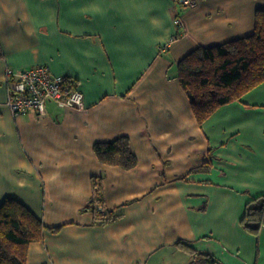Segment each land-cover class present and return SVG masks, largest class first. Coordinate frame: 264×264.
<instances>
[{
	"label": "crops",
	"instance_id": "1",
	"mask_svg": "<svg viewBox=\"0 0 264 264\" xmlns=\"http://www.w3.org/2000/svg\"><path fill=\"white\" fill-rule=\"evenodd\" d=\"M264 0H0V205L17 200L47 228L27 264H189L182 242L220 264H264V228L241 226L264 195V83L200 125L178 77L199 47L251 36ZM49 66L87 108L15 118L8 70ZM130 140L138 163H101L96 143ZM94 179L106 227L85 211Z\"/></svg>",
	"mask_w": 264,
	"mask_h": 264
},
{
	"label": "trees",
	"instance_id": "2",
	"mask_svg": "<svg viewBox=\"0 0 264 264\" xmlns=\"http://www.w3.org/2000/svg\"><path fill=\"white\" fill-rule=\"evenodd\" d=\"M178 77L186 92L197 122L203 125L220 108L241 101L251 90L264 83V10L256 13L255 32L248 37L215 47H199L178 64ZM94 152L106 165L131 170L138 160L130 140L121 137L113 142L96 143ZM94 179L93 195L85 211L94 214V225L109 226L124 215L108 210L102 184ZM98 206L105 208L101 212ZM242 228L258 236L264 228V195L247 202ZM47 228L26 206L7 198L0 205V264H27L30 245L44 240ZM193 260L189 264H220L209 254H202L185 243Z\"/></svg>",
	"mask_w": 264,
	"mask_h": 264
},
{
	"label": "built area",
	"instance_id": "3",
	"mask_svg": "<svg viewBox=\"0 0 264 264\" xmlns=\"http://www.w3.org/2000/svg\"><path fill=\"white\" fill-rule=\"evenodd\" d=\"M174 2L190 8L198 5V0ZM6 86L7 106L17 119L26 114L43 118L51 102L67 111H83L87 108L84 94L76 80L53 74L49 66L42 65L22 71L8 70ZM98 209L101 212L106 210L102 206H98Z\"/></svg>",
	"mask_w": 264,
	"mask_h": 264
}]
</instances>
